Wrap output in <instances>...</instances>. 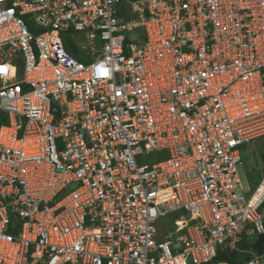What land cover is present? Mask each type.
Instances as JSON below:
<instances>
[{"label":"built area","instance_id":"2783aa9c","mask_svg":"<svg viewBox=\"0 0 264 264\" xmlns=\"http://www.w3.org/2000/svg\"><path fill=\"white\" fill-rule=\"evenodd\" d=\"M0 68V264H264V0H0Z\"/></svg>","mask_w":264,"mask_h":264},{"label":"rangeland","instance_id":"374dc122","mask_svg":"<svg viewBox=\"0 0 264 264\" xmlns=\"http://www.w3.org/2000/svg\"><path fill=\"white\" fill-rule=\"evenodd\" d=\"M75 38H71L69 34L67 33H61L60 37L64 43V46L66 47L67 44H75L77 46L80 45V40H82L81 34H77ZM77 40V41H75ZM82 62L85 64L90 63L89 60L81 59ZM264 153V138L263 139H257L253 141L249 146L242 148L240 150L241 160H240V168L239 173L242 178V181L244 183V187L246 190H249V193L245 194V198H248L251 194V192L255 189L257 186L260 178L264 175V164L261 162L262 155ZM157 159H162V155L159 154V156L155 155H147V156H141L136 159V163L138 165L143 164H151L154 163ZM73 186L71 185L70 189L72 190ZM177 215L172 214L169 215L160 221L159 227L162 230H168L169 226L171 225V222L177 219Z\"/></svg>","mask_w":264,"mask_h":264},{"label":"trees","instance_id":"16d2710c","mask_svg":"<svg viewBox=\"0 0 264 264\" xmlns=\"http://www.w3.org/2000/svg\"><path fill=\"white\" fill-rule=\"evenodd\" d=\"M67 34H69L70 37L73 38L72 31L67 32ZM65 48L74 57H76L78 59L81 58L82 52L77 48V45H75L74 43L71 45L67 44V46ZM260 160H261L262 164H264V153H263L262 158ZM249 245L253 246L256 251L262 252L264 250V234L258 236L257 238H255L253 240H251ZM219 261L231 262V259L228 256H222L219 258Z\"/></svg>","mask_w":264,"mask_h":264},{"label":"clouds","instance_id":"9594fccd","mask_svg":"<svg viewBox=\"0 0 264 264\" xmlns=\"http://www.w3.org/2000/svg\"><path fill=\"white\" fill-rule=\"evenodd\" d=\"M124 15H125V14H124L123 10H120V14H119V16H121L122 18H124V20H127V19H129V18H131L132 20H137V19H136L137 16L134 17L133 14H132V15H129V16H130L129 18H128V17H125ZM74 37H76V36H73V38H74ZM75 41H77V40H75Z\"/></svg>","mask_w":264,"mask_h":264},{"label":"bare ground","instance_id":"6f19581e","mask_svg":"<svg viewBox=\"0 0 264 264\" xmlns=\"http://www.w3.org/2000/svg\"><path fill=\"white\" fill-rule=\"evenodd\" d=\"M0 72H4V70L2 68H0Z\"/></svg>","mask_w":264,"mask_h":264}]
</instances>
